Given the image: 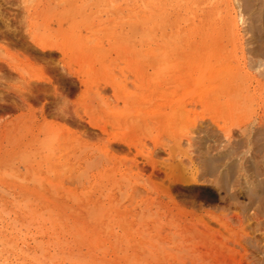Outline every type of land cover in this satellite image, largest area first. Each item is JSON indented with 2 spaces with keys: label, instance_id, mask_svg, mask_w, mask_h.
Segmentation results:
<instances>
[{
  "label": "rangeland",
  "instance_id": "rangeland-1",
  "mask_svg": "<svg viewBox=\"0 0 264 264\" xmlns=\"http://www.w3.org/2000/svg\"><path fill=\"white\" fill-rule=\"evenodd\" d=\"M150 2L0 0V264H264V141L242 140L263 114L264 85L234 114L232 36L200 26L205 3L176 0L188 14L167 29ZM89 120L132 146L112 142L108 160V136ZM206 146L237 149L234 187L210 174L173 185L172 200L143 186L166 184L172 157L199 167Z\"/></svg>",
  "mask_w": 264,
  "mask_h": 264
},
{
  "label": "bare ground",
  "instance_id": "bare-ground-1",
  "mask_svg": "<svg viewBox=\"0 0 264 264\" xmlns=\"http://www.w3.org/2000/svg\"><path fill=\"white\" fill-rule=\"evenodd\" d=\"M140 1V0H139ZM149 1V0H148ZM152 2L149 3L151 6H153V12L156 13L157 15L161 14V12L163 10H165V21H166V27L167 29H171L174 27H178L180 25V21L181 19L186 16L188 14V12L186 10H181V8L179 7H171L172 4L176 1V0H150ZM200 1L204 4V7L201 10L200 16L202 18V21H200V26H211V25H215L221 29L225 34H228L230 36H232L233 38V42L235 43L234 49H235V68L233 69V73H232V79L229 83V92L228 94L232 95L233 97V101H232V112L236 115H239L241 113L242 110V105L244 103L247 102H253L256 101V98H258L257 96V92L258 89L261 85H264L262 80L259 77H264V61H263V57H264V0H197ZM211 1H213V3H211ZM139 3V2H138ZM173 8L175 9L173 12L170 11V9ZM215 21H218V23H213ZM198 24L196 25H192L193 29L196 28ZM198 27V26H197ZM193 29H191L190 31H192ZM189 30V29H188ZM168 30H165L162 39L164 43H169V36H168ZM185 32V31H184ZM187 32V31H186ZM188 33V32H187ZM246 43L248 44V46L251 45V48L249 49V53L252 56L251 57V62H250V67L251 69L255 70L254 73L249 72L246 68H247V56L246 53L244 52V48L243 45ZM250 44V45H249ZM223 45H221L222 47ZM196 49V48H193ZM197 51H199V53L202 52L201 48H197ZM45 74V73H44ZM218 74V73H217ZM44 81H48L51 82V79L49 78V76L44 75L42 78ZM82 84L85 85V87L87 88L88 84L86 81L81 80ZM87 85V86H86ZM57 87V86H56ZM209 87V86H208ZM156 90L157 91H161L163 90L161 88L160 84H157L156 86ZM202 90V89H201ZM58 91V90H57ZM206 92V91H205ZM61 96V95H60ZM67 100V99H66ZM64 101V100H63ZM29 108L31 110V114L33 115V117L36 118L32 107L29 105ZM36 111V110H35ZM41 111V109H40ZM22 115V114H21ZM44 115V114H43ZM76 116L79 119H83V117L80 114H76ZM32 117V116H31ZM33 119V118H32ZM51 120V119H50ZM37 121V120H36ZM43 121L45 124L48 125H52V126H56L58 128H60V130L66 131L67 133H75L76 136L78 138H83V136H85V131H83L82 133H79V131L73 129L70 125H68L67 123L63 122V123H59V122H55V121H49L46 117L43 118ZM80 121V120H79ZM43 123V124H44ZM88 124H90L92 127H95L97 129H99L102 133L107 134V139L105 140L104 143V152L106 154V157L108 158V160H111V157H113L114 154L112 153V148H111V143L118 141L121 143H124L125 146L127 145L128 147H131L132 145L127 143L126 140H120V139H116V138H112L109 134V132L107 133L106 131V127L98 125L97 123L92 122L91 120L87 121ZM251 125H253V128L249 129L248 133L245 135V140L246 145H250L252 144L254 137L255 140H259L261 139V142L264 141V111L263 114L261 116H259V118L256 121H251L250 122ZM41 127V126H40ZM206 131V130H205ZM202 132V130H201ZM200 132V133H201ZM211 130H208V132L206 131V136L207 137H211V138H216L217 140L219 139V135L213 133H210ZM225 132V131H224ZM229 133V132H228ZM228 133L225 132V134L228 135ZM261 136V138H259ZM227 142L229 143L232 140V136H227ZM244 138V137H243ZM204 139V138H203ZM196 140V139H195ZM201 140V139H200ZM220 140V139H219ZM218 140V141H219ZM241 142L242 140L239 139ZM238 140V141H239ZM257 142V141H256ZM117 143V142H116ZM196 143V141L194 142V144ZM198 143V142H197ZM215 143V142H214ZM113 144V143H112ZM193 144V145H194ZM239 144V143H238ZM238 144H235L236 146ZM241 145V144H240ZM257 145V144H256ZM195 146V145H194ZM162 147V150H164L165 152L167 151V153L169 154V156L173 155L175 156L172 151L168 148ZM240 147V146H238ZM249 147V146H248ZM258 147V146H257ZM256 147V149H257ZM170 148V147H169ZM200 148V147H199ZM212 147L211 146H206L203 151V160H201L200 166L197 167L196 165H194L195 163H193V160H191V157L189 156V160H190V164H187L185 162L187 161H183V159L180 158H174L173 157H169L172 160L170 162H161V164L164 165L165 167V176H166V184L162 181V182H149V181H145L143 179V175L142 173H139V177H142V179L144 180V185L146 190L148 191H153V192H157V195H166L165 197L168 198H172L171 195L173 194L171 192L172 186L176 185V184H190V183H202L201 180L205 181V177L206 175L210 174L215 177V182L217 183V185H219L220 187H234V173L236 170V167H238V165H236V161H234V157L233 153L237 152L235 150H233V153L229 150L226 149L225 150H219L216 153H212ZM216 148V147H215ZM251 148V147H250ZM255 148V147H254ZM261 148V147H260ZM191 149V147H190ZM197 149V147H196ZM220 149V147H219ZM222 149V148H221ZM253 149V148H252ZM255 149V151H256ZM156 150V149H155ZM192 150V149H191ZM254 150V149H253ZM259 153H260V149H258ZM199 151V150H198ZM215 151V150H214ZM193 152V151H192ZM248 152V151H247ZM153 153V152H152ZM186 153V152H185ZM257 153V152H256ZM262 153V152H261ZM156 154V151H155ZM189 154V153H188ZM201 154V155H202ZM245 154V153H244ZM184 155V154H183ZM200 155V154H199ZM200 155V158H201ZM235 155V154H234ZM237 155V154H236ZM249 155V154H248ZM251 155V154H250ZM256 155V154H255ZM115 156V155H114ZM185 156V155H184ZM148 157V156H147ZM253 157V156H252ZM187 158V159H188ZM244 159V158H243ZM150 163L155 166L157 164L156 159H151L150 158ZM168 160V159H167ZM195 160V159H194ZM133 165L135 166L136 162L133 159ZM199 161V160H198ZM254 161V160H253ZM159 162V161H158ZM197 162V161H194ZM239 162V160H238ZM239 164V163H238ZM249 164V162H248ZM263 164V163H262ZM242 165V164H241ZM252 165V164H251ZM264 165V164H263ZM249 166V165H248ZM259 166V165H258ZM91 167V166H90ZM156 167V166H155ZM155 167L153 169H155ZM240 167V166H239ZM245 167V166H244ZM243 168V167H242ZM250 168V167H249ZM253 168V165H252ZM162 170V169H161ZM241 170V169H239ZM238 170V172H239ZM246 170V169H245ZM251 170V169H250ZM163 171V170H162ZM252 171V170H251ZM257 171V169L255 170ZM139 172V171H138ZM136 172V173H138ZM246 173V172H244ZM257 172H255L256 174ZM240 174V173H239ZM237 173V177L239 175ZM138 175V174H137ZM260 175V173H259ZM262 175V174H261ZM244 176V175H243ZM255 176V175H254ZM263 176V175H262ZM84 177V176H83ZM137 177V176H136ZM249 177V176H248ZM247 177V178H248ZM259 177V176H257ZM78 178V177H77ZM138 178V177H137ZM202 178V179H201ZM241 178V177H239ZM256 178V176H255ZM254 178V179H255ZM139 179V178H138ZM77 180V179H76ZM147 180V179H146ZM237 181V179H235ZM240 180V179H239ZM252 180V179H251ZM137 181H141L140 179ZM247 181V180H246ZM257 181L258 178H257ZM262 181V180H261ZM253 182V181H252ZM251 182V183H252ZM141 183V182H140ZM213 183V182H212ZM250 183V185H251ZM257 183V182H256ZM260 183V182H259ZM137 184V182H136ZM143 184V182H142ZM261 184V183H260ZM246 185V184H245ZM248 185V184H247ZM259 185V184H258ZM142 186V185H140ZM142 186V187H143ZM213 186V185H212ZM218 186V187H219ZM238 186V185H237ZM236 186V187H237ZM262 186V185H260ZM254 187V186H253ZM259 188V187H258ZM223 189V188H222ZM229 189V188H228ZM260 189V188H259ZM263 190V188H261ZM254 190V189H253ZM224 191V190H223ZM230 191V189H229ZM248 192V191H247ZM252 193V192H248ZM257 193V192H256ZM259 194V193H258ZM261 194V193H260ZM160 195V196H161ZM232 196V195H231ZM249 196V195H248ZM235 200H236V196ZM259 197V195H258ZM152 198V197H151ZM158 198V197H157ZM159 199V198H158ZM175 199V198H174ZM172 198V200H174ZM234 199V198H232ZM252 199V198H251ZM160 200V199H159ZM256 200V199H254ZM154 201V200H152ZM177 201V200H176ZM175 201V202H176ZM155 202V201H154ZM170 202V201H169ZM260 202V201H259ZM258 202V203H259ZM162 203V202H161ZM165 203V202H164ZM167 203V202H166ZM172 203V202H170ZM252 203V202H251ZM254 203V202H253ZM153 204V203H151ZM177 204V203H176ZM156 205V204H155ZM168 205V203H167ZM250 205V204H249ZM254 205V204H253ZM262 205V204H261ZM260 205V206H261ZM177 206V205H175ZM22 207V206H21ZM31 207V206H30ZM159 207V205H158ZM253 207V206H252ZM17 208V207H16ZM169 208V206H168ZM177 208V207H176ZM21 209V208H20ZM24 209V208H23ZM21 209V211L23 210ZM28 209V208H27ZM184 210V209H182ZM16 212L19 211L15 210ZM24 211H27L26 209ZM171 211V209H170ZM186 212V211H185ZM28 213V212H27ZM33 213V212H32ZM180 213V212H179ZM178 215V213H176ZM181 214V213H180ZM185 214H188L187 212ZM184 214V215H185ZM210 214V213H209ZM236 214V213H235ZM18 215V214H17ZM32 215V214H31ZM174 215V213H173ZM183 215V214H182ZM181 215V216H182ZM223 215V214H221ZM20 216V215H19ZM17 216V217H19ZM30 216V215H29ZM35 216V215H34ZM33 216V217H34ZM199 216V215H197ZM202 216V215H201ZM239 216V215H238ZM25 219H27V215L24 216ZM27 217V218H26ZM37 217V216H35ZM173 217V216H172ZM210 217V216H209ZM10 218V216H9ZM23 218V216H22ZM31 218V217H30ZM174 218L176 219V217L174 216ZM197 218V217H196ZM199 218V217H198ZM202 218V217H200ZM215 219L216 222L218 221L221 225H223L224 227L228 228L226 222H224V220L222 221L221 216L219 217L216 213L211 214V219L212 220ZM229 218V217H228ZM35 219V218H34ZM173 219V218H172ZM179 219V218H178ZM195 219V218H194ZM227 219V218H226ZM225 219V220H226ZM7 220V219H6ZM24 220V219H23ZM33 220V219H32ZM180 220V219H179ZM197 220V219H196ZM194 220V221H196ZM201 220V219H200ZM38 221V220H37ZM174 221V220H173ZM177 221V220H176ZM193 221V220H192ZM198 221V220H197ZM213 221V220H212ZM16 222V221H15ZM23 222V221H22ZM31 223H33L34 221H30ZM201 223H203V225H207L208 223H205V221L201 220ZM207 222V221H206ZM214 222V221H213ZM228 222V220H227ZM25 223H27L25 221ZM30 223V224H31ZM35 223V222H34ZM218 223V224H219ZM8 224H10L8 222ZM18 224V223H17ZM177 224V223H176ZM176 224H174L176 226ZM196 224V223H195ZM16 225V224H15ZM35 225V224H34ZM199 225V224H198ZM242 225V224H241ZM197 226V225H196ZM180 227V226H179ZM184 227V226H182ZM199 227V226H198ZM26 227H24L25 229ZM184 231V228H182ZM187 229V228H186ZM198 229V228H197ZM241 229V228H240ZM208 231H210L209 229H207ZM228 230L229 229H225ZM182 231V232H183ZM189 231V230H188ZM215 232V230H213ZM187 232V231H186ZM230 232V231H229ZM205 233V232H204ZM207 233V232H206ZM231 233L233 234V236L235 235V233L233 231H231ZM238 233V232H237ZM212 234V233H211ZM219 235V233H218ZM184 236V235H183ZM233 240L236 241L235 238H233ZM238 236V234H237ZM194 237V236H193ZM211 237V236H210ZM240 237V236H238ZM237 238V237H236ZM27 239V238H26ZM231 241V240H230ZM226 243V241H225ZM241 243V242H240ZM239 243V244H240ZM40 244V243H39ZM227 244V243H226ZM229 244V243H228ZM222 246V245H221ZM226 246V245H225ZM228 246V245H227ZM9 248V247H8ZM27 248V247H26ZM56 259V258H55ZM68 259V258H67ZM40 260V259H39ZM34 261V260H33ZM67 261V260H65ZM21 263V262H20ZM23 263V262H22ZM44 263V262H43ZM53 263V262H52ZM35 264V263H34ZM79 264V263H78Z\"/></svg>",
  "mask_w": 264,
  "mask_h": 264
}]
</instances>
